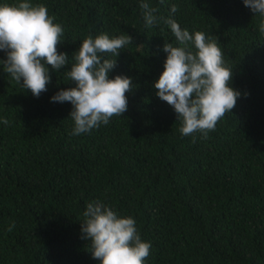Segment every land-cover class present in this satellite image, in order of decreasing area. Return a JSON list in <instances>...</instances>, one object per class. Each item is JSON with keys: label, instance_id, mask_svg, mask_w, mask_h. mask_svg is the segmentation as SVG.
Returning a JSON list of instances; mask_svg holds the SVG:
<instances>
[{"label": "trees", "instance_id": "1", "mask_svg": "<svg viewBox=\"0 0 264 264\" xmlns=\"http://www.w3.org/2000/svg\"><path fill=\"white\" fill-rule=\"evenodd\" d=\"M28 2L63 26L58 52L69 57L59 72L49 68L38 98L0 67V264H100L80 231L96 200L135 219L151 244L145 264H264V17L242 0H146L157 9V23L146 27L141 0ZM170 15L181 29L217 37L230 86L241 93L207 139L182 135L153 88L163 44L177 46L164 23ZM99 34L132 37L104 58L116 59L109 79L131 78L133 90L121 117L72 135V105L50 98L75 87L66 76L73 56Z\"/></svg>", "mask_w": 264, "mask_h": 264}, {"label": "clouds", "instance_id": "2", "mask_svg": "<svg viewBox=\"0 0 264 264\" xmlns=\"http://www.w3.org/2000/svg\"><path fill=\"white\" fill-rule=\"evenodd\" d=\"M242 3L254 15L264 17V0H242ZM139 7L145 26L155 25L157 9L146 0H141ZM177 11L172 5L170 13ZM54 20L43 4L24 0L0 5V52L5 54L0 59V67L11 81L36 98L47 91L49 68L59 72L68 65L69 56L58 52L64 28ZM164 23L177 46L172 43L162 46L166 59L162 73L153 84L155 94L175 111L182 125V135L199 133L207 139L241 97V93L230 86L233 69L226 66L217 37L181 29L171 15L164 18ZM260 32L264 34V21ZM132 43V37L126 34L115 38L99 34L95 38L89 35L80 44L73 56L74 63L66 72L75 87L60 90L50 98L52 103L72 105L69 114L74 122L72 135L89 133L127 111L126 93L133 90L132 80L123 75L109 79L116 59L104 57L107 54L117 57L120 49ZM2 122L10 123L7 119ZM83 217L81 239L88 244L93 259L100 264H145L151 244L141 239L135 219L119 216L99 200L87 204Z\"/></svg>", "mask_w": 264, "mask_h": 264}]
</instances>
